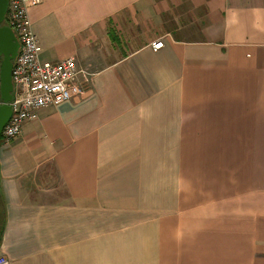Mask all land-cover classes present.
I'll return each mask as SVG.
<instances>
[{
    "label": "crops",
    "instance_id": "obj_1",
    "mask_svg": "<svg viewBox=\"0 0 264 264\" xmlns=\"http://www.w3.org/2000/svg\"><path fill=\"white\" fill-rule=\"evenodd\" d=\"M28 17L82 94L0 141V256L264 264V0H41Z\"/></svg>",
    "mask_w": 264,
    "mask_h": 264
},
{
    "label": "built area",
    "instance_id": "obj_2",
    "mask_svg": "<svg viewBox=\"0 0 264 264\" xmlns=\"http://www.w3.org/2000/svg\"><path fill=\"white\" fill-rule=\"evenodd\" d=\"M40 3L41 0H8L2 25L12 31L19 48L12 61L13 89L8 103L11 116L2 130L3 143L15 139L22 125L35 120L40 109L56 107L82 94L77 82L79 70L73 56L57 63L41 62L38 58V39L31 30L28 9ZM150 47L156 52L163 48V42L155 40ZM0 264H9V260L0 256Z\"/></svg>",
    "mask_w": 264,
    "mask_h": 264
},
{
    "label": "water",
    "instance_id": "obj_3",
    "mask_svg": "<svg viewBox=\"0 0 264 264\" xmlns=\"http://www.w3.org/2000/svg\"><path fill=\"white\" fill-rule=\"evenodd\" d=\"M8 0H0V141L2 130L11 116V109L8 103L12 99V61L17 55L19 44L12 31L3 26V20L7 11Z\"/></svg>",
    "mask_w": 264,
    "mask_h": 264
},
{
    "label": "rangeland",
    "instance_id": "obj_4",
    "mask_svg": "<svg viewBox=\"0 0 264 264\" xmlns=\"http://www.w3.org/2000/svg\"><path fill=\"white\" fill-rule=\"evenodd\" d=\"M3 25H4V23H3ZM115 25L118 27L119 25H120V27H119V30H118V32H119V36H120V38H121V45H120V47L122 46V44L123 45H125L126 44V42H128L129 40H130V36H131V34H132V32H133V30H132V28L131 27H133L132 25V23H130V20H127V21H120V23H119V25H117V24H111V28H110V32H111V34H113V35H115ZM119 43V44H120ZM124 47H126V46H124ZM121 53H124V51H122V50H119V51H117V53H116V55L117 56H120V54ZM1 217H2V215H1V212H0V228H1V225H2V219H1Z\"/></svg>",
    "mask_w": 264,
    "mask_h": 264
}]
</instances>
